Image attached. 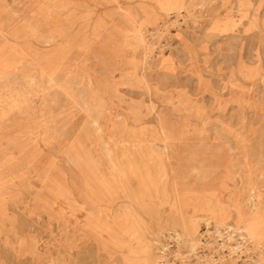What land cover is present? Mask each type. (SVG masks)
Wrapping results in <instances>:
<instances>
[{
    "label": "rangeland",
    "instance_id": "obj_1",
    "mask_svg": "<svg viewBox=\"0 0 264 264\" xmlns=\"http://www.w3.org/2000/svg\"><path fill=\"white\" fill-rule=\"evenodd\" d=\"M80 2L0 0V264H264V0Z\"/></svg>",
    "mask_w": 264,
    "mask_h": 264
},
{
    "label": "bare ground",
    "instance_id": "obj_2",
    "mask_svg": "<svg viewBox=\"0 0 264 264\" xmlns=\"http://www.w3.org/2000/svg\"><path fill=\"white\" fill-rule=\"evenodd\" d=\"M52 1V0H51ZM67 2V1H66ZM79 2H80V0H79ZM82 2H83V0H82ZM55 3V2H54ZM61 3V2H60ZM81 3V2H80ZM85 3V2H84ZM83 4V3H82ZM81 4V5H82ZM86 4V3H85ZM84 4V5H85ZM120 5V4H119ZM54 6V5H53ZM73 6V5H72ZM107 6V5H106ZM105 6V7H106ZM64 7V6H63ZM79 7V6H78ZM81 7V6H80ZM89 7V6H88ZM118 7H120V6H118ZM62 8V7H61ZM76 8V7H75ZM46 9V8H45ZM60 9V8H59ZM64 9V8H63ZM72 9H73V7H72ZM72 9H70V11L72 12ZM88 9V8H87ZM82 10V9H81ZM91 11V10H90ZM85 12V11H84ZM45 13V12H44ZM56 13V12H55ZM62 13V12H61ZM49 14V13H48ZM66 14V13H65ZM80 14V13H79ZM91 14V13H90ZM57 15V14H56ZM63 16V15H62ZM58 17V16H57ZM94 17V16H93ZM50 18H51V16H50ZM71 18V17H70ZM77 18V17H76ZM75 18V19H76ZM60 19H61V17H60ZM65 19H66V16H65ZM74 19V20H75ZM56 20V19H55ZM86 20V19H85ZM95 20V19H94ZM97 22H99V21H97ZM40 23V22H39ZM46 23V22H45ZM73 23V22H72ZM81 23V22H80ZM93 23V22H92ZM44 24V23H43ZM49 24V23H48ZM58 24V23H57ZM65 24V23H64ZM64 26V25H63ZM52 28V27H51ZM55 28V27H54ZM53 28V29H54ZM70 28V27H69ZM68 28V29H69ZM65 29V28H64ZM103 29V28H102ZM99 30V29H98ZM53 32V31H52ZM4 35V34H3ZM88 35V34H87ZM63 37V36H62ZM4 38V37H3ZM32 40V39H31ZM62 40V39H61ZM57 41V40H56ZM60 42V41H59ZM57 44H58V42H57ZM4 46V45H3ZM8 46V45H7ZM9 47V46H8ZM4 48V47H3ZM44 51V50H43ZM82 52V51H81ZM6 53H8L7 51H6ZM4 54H5V52H4ZM27 54V53H26ZM3 55V54H2ZM7 55V54H6ZM38 55H39V53H38ZM36 57V56H35ZM34 57V58H35ZM33 58V57H32ZM2 59V58H1ZM8 59V58H7ZM28 59V58H27ZM6 60V59H5ZM11 60V59H10ZM68 60V59H67ZM29 61V60H28ZM17 62V61H16ZM64 63H66V61L64 62ZM55 66V65H54ZM64 66V65H63ZM71 66V65H70ZM27 67V66H26ZM36 67V66H35ZM52 68V67H51ZM34 69V68H33ZM70 69V68H69ZM69 69H67V70H69ZM24 70V69H23ZM21 71V70H20ZM52 71V70H51ZM33 72V71H32ZM45 72V71H44ZM69 72V71H68ZM53 73V72H52ZM22 75V74H21ZM20 75V76H21ZM46 75V74H45ZM56 76V75H55ZM54 76V77H55ZM18 77V76H17ZM6 78V77H5ZM8 78V77H7ZM12 80V79H11ZM10 80V81H11ZM22 80V79H21ZM31 83H32V81H31ZM39 92V91H38ZM107 104V103H106ZM103 117V116H102ZM100 119H102V118H100ZM132 119V118H131ZM90 120V119H89ZM134 121V120H133ZM94 124V123H93ZM101 124V123H100ZM143 125V124H142ZM144 126V125H143ZM153 126V125H152ZM146 127V126H145ZM99 128V127H98ZM136 128V127H135ZM140 128V127H139ZM143 128V127H142ZM100 129V128H99ZM134 129V128H133ZM144 129V128H143ZM142 129V130H143ZM150 129H152V128H150ZM158 129H156V131H157ZM140 131V130H139ZM145 131V130H144ZM143 131V132H144ZM131 132H132V130H131ZM159 132V131H158ZM150 133V132H149ZM128 134V133H127ZM140 134H142V133H140ZM159 134V133H158ZM129 135V134H128ZM151 135H153V134H151ZM150 135V136H151ZM127 136V135H126ZM130 136V135H129ZM148 136V135H147ZM155 137H157V136H155ZM135 139V138H134ZM138 139V138H137ZM130 140V139H129ZM143 140V139H142ZM132 141V140H131ZM133 141H135V140H133ZM132 141V142H133ZM137 141V140H136ZM141 141V140H140ZM76 158V157H75ZM78 161V160H77ZM39 169V168H38ZM58 188V187H57ZM60 189V188H59ZM103 191V190H102ZM108 192V191H107ZM72 203V202H71ZM70 204V203H69ZM68 204V205H69ZM78 208V207H77ZM76 208V209H77ZM75 209V210H76ZM88 212V211H87ZM80 213H81V211H80ZM83 213V212H82ZM90 213V212H89ZM128 214V213H127ZM127 214H126V216H127ZM181 214V213H180ZM218 215H221L220 217H221V219H219V221H223L222 219H224L225 218V216H226V214L224 213V211L222 210V209H219V211H218ZM95 218V217H94ZM86 219V218H85ZM97 220V219H96ZM98 221H100V220H98ZM127 222V221H126ZM130 222V221H129ZM130 225V224H129ZM247 225L250 227V229H254V228H256V225L254 224V216L253 217H251V220L250 221H248V223H247ZM128 226V225H127ZM132 227V226H131ZM134 227V226H133ZM139 229V228H138ZM134 230V229H133ZM138 231V230H137Z\"/></svg>",
    "mask_w": 264,
    "mask_h": 264
}]
</instances>
